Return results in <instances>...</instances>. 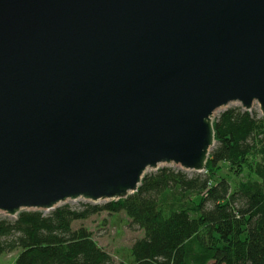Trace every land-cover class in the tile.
Returning a JSON list of instances; mask_svg holds the SVG:
<instances>
[{"label":"water","instance_id":"obj_1","mask_svg":"<svg viewBox=\"0 0 264 264\" xmlns=\"http://www.w3.org/2000/svg\"><path fill=\"white\" fill-rule=\"evenodd\" d=\"M231 103L264 115V0H0V212L203 172Z\"/></svg>","mask_w":264,"mask_h":264},{"label":"trees","instance_id":"obj_2","mask_svg":"<svg viewBox=\"0 0 264 264\" xmlns=\"http://www.w3.org/2000/svg\"><path fill=\"white\" fill-rule=\"evenodd\" d=\"M258 115L238 105L215 117L216 144L203 172L166 166L147 173L124 199L0 217V256L19 249L15 264H112L86 226H73L106 211L125 212L130 226L143 231L127 264H264V117ZM223 164L236 175L250 168L261 181L232 185L220 176Z\"/></svg>","mask_w":264,"mask_h":264},{"label":"rangeland","instance_id":"obj_3","mask_svg":"<svg viewBox=\"0 0 264 264\" xmlns=\"http://www.w3.org/2000/svg\"><path fill=\"white\" fill-rule=\"evenodd\" d=\"M254 105L255 106L253 109L259 113L258 116H260V118L262 119L264 115H261L259 105L257 103H255ZM233 106H238V104H229L228 107L219 110V112L216 114V117L219 116L221 112L230 109V107ZM243 171L244 172L241 175H236L234 172H231L229 170V167L227 165L223 164L220 171V176L223 175L227 177L232 185H238L248 179H258V181H261V178H259L256 175L255 171H252V169L244 168ZM81 202L86 201H69V203L74 206H79ZM4 216L8 215L0 212V217ZM129 222L130 220L126 216L125 212L114 213V215H111L108 212L104 211L102 214L93 215L89 219L74 221L73 226L75 228L81 227V225L86 226L91 231V233H93L96 242L102 248H105L109 252V254L112 255V264H127L129 254L128 250L138 238L143 236V231H141L137 227L134 228L130 226ZM19 252L20 250L17 249L14 252H6L5 254L1 255L0 264H15Z\"/></svg>","mask_w":264,"mask_h":264}]
</instances>
